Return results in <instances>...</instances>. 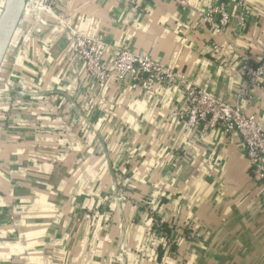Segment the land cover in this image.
Masks as SVG:
<instances>
[{
    "label": "crops",
    "instance_id": "1",
    "mask_svg": "<svg viewBox=\"0 0 264 264\" xmlns=\"http://www.w3.org/2000/svg\"><path fill=\"white\" fill-rule=\"evenodd\" d=\"M47 3L33 0L40 21L9 75L28 94L0 103V264H122L114 182L127 264H264V186L241 137L202 136L172 117L185 106L180 86L93 81L73 47L75 33L101 37L110 65L122 49L140 52L235 104L244 62L264 65V0ZM214 3L245 10V27L233 19L214 35L203 20ZM250 91L243 106L264 125V95ZM148 210L175 225L163 253Z\"/></svg>",
    "mask_w": 264,
    "mask_h": 264
},
{
    "label": "built area",
    "instance_id": "2",
    "mask_svg": "<svg viewBox=\"0 0 264 264\" xmlns=\"http://www.w3.org/2000/svg\"><path fill=\"white\" fill-rule=\"evenodd\" d=\"M58 1L48 0L46 8L49 9ZM175 1L181 7L189 8L190 0ZM247 18L245 10L232 15L226 3H214L203 12V20L216 36L224 35L233 19L238 28L245 27ZM73 47L93 81L104 83L116 77L124 82L137 83L147 90L158 83L172 88L180 86L184 91L185 106L183 110L173 112L172 117H181L187 129H200L202 136L219 129L225 133L238 134L246 147L253 178L264 186V125L256 116L248 114L243 106V100L251 98L250 89L264 95V65L254 66L249 61L244 62L241 71L249 85L239 90L238 101L231 104L217 99L206 88L186 82L184 76L174 69L140 52L122 49L110 65L109 46L101 37L75 33ZM213 50L217 51L218 47L214 46ZM146 212L152 228L158 227L154 229L159 235L158 243L172 245L171 239H167L160 228L164 222L154 215V211Z\"/></svg>",
    "mask_w": 264,
    "mask_h": 264
},
{
    "label": "water",
    "instance_id": "3",
    "mask_svg": "<svg viewBox=\"0 0 264 264\" xmlns=\"http://www.w3.org/2000/svg\"><path fill=\"white\" fill-rule=\"evenodd\" d=\"M33 0H0V103L9 94L18 97H25L28 92L23 89L11 85L9 78L13 70V59L17 58L18 51L22 48V44L31 35L35 28V24L40 21L38 15H33ZM42 5H37L38 9ZM44 8V6H43ZM45 96L59 94L67 99L74 109L83 117L85 123L89 124L86 116L79 108L78 104L72 97L63 92L43 93ZM8 97V96H7ZM6 97V98H7ZM111 166V162H110ZM114 197L121 210V229H122V264H127V237H126V221L124 218V195L117 185L113 183Z\"/></svg>",
    "mask_w": 264,
    "mask_h": 264
},
{
    "label": "trees",
    "instance_id": "4",
    "mask_svg": "<svg viewBox=\"0 0 264 264\" xmlns=\"http://www.w3.org/2000/svg\"><path fill=\"white\" fill-rule=\"evenodd\" d=\"M157 228H158L157 226H154L153 230L157 229ZM160 228L166 234V238L170 239L171 238L170 233H172L173 229L175 228V225L164 223V224H161ZM174 246H175V244H174ZM159 250L163 253V250H164L163 244L160 245Z\"/></svg>",
    "mask_w": 264,
    "mask_h": 264
}]
</instances>
